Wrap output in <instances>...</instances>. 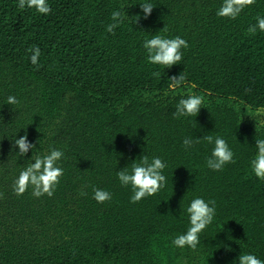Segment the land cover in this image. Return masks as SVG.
Here are the masks:
<instances>
[{"label":"trees","instance_id":"16d2710c","mask_svg":"<svg viewBox=\"0 0 264 264\" xmlns=\"http://www.w3.org/2000/svg\"><path fill=\"white\" fill-rule=\"evenodd\" d=\"M49 2L44 16L0 0V264H237L244 252L264 260V181L249 167L256 131L264 133L243 109L240 122L230 101L264 104V32L247 31L264 16V0L235 20L216 16L222 0H151L147 18L144 0ZM117 9L127 19L109 33ZM154 34L188 42L180 64L147 63L143 43ZM181 73L205 96L196 117L173 116L189 90L168 93L167 79ZM9 95L19 104L7 105ZM24 135L34 155L65 152L51 197L13 191L32 155H16L14 139ZM217 135L235 152L219 172L206 167L214 145L203 139ZM189 136L200 140L185 151ZM142 154L168 163V183L133 204L115 172ZM94 187L113 200L97 203ZM195 196L216 202V218L197 250L176 249L171 239L186 231Z\"/></svg>","mask_w":264,"mask_h":264},{"label":"clouds","instance_id":"9594fccd","mask_svg":"<svg viewBox=\"0 0 264 264\" xmlns=\"http://www.w3.org/2000/svg\"><path fill=\"white\" fill-rule=\"evenodd\" d=\"M255 3V0H222L216 11L219 18H228L235 20L244 10L245 7ZM144 17L147 18L155 8L151 0H144L139 4ZM17 8L19 10L34 9L37 14L47 16L51 13V5L49 0H17ZM113 23L106 26V31L112 33L115 28L124 23L127 19L126 12L117 9L111 13ZM248 33L255 35L257 32H264V16H257L255 23L249 25ZM189 47L188 42L181 36L169 38L166 35L154 34L151 38L145 39L143 48L146 50L147 63L153 66L167 69L173 65H178L183 59V50ZM30 63L39 67V58L41 51L39 46H33L30 49ZM164 72L153 71L152 76L161 79ZM166 92H176L180 88H187L189 94L185 98L179 100L173 112L174 118L196 117L205 103L204 94H196L191 90L197 86L195 83L188 82L185 74L172 76L167 79ZM231 107L240 117L241 109L244 115L252 118L255 122V129H259L260 133H264V104H258L255 107L248 105L245 101L236 97H231ZM7 105H18L19 100L15 95H9L6 98ZM203 139L209 144H213L211 155L206 160V167L212 171L219 172L228 164L235 163V152L229 145L228 141L220 135L206 136ZM200 139L193 136L185 137L182 145L185 151L193 148L194 143ZM14 146L18 149L16 155L20 158L24 157L30 150L31 157L26 166L22 167L13 182V191L20 195L29 188L36 197L47 195L53 196L57 185L60 183L61 177L64 175V168L60 166L65 158V152L61 148L50 147L47 152H37L33 154V150L37 149L36 145L28 142L27 135L14 139ZM255 154L249 161L251 173L260 181H264V135L257 133L254 137ZM168 163L159 156H153L151 159L148 155L142 154L131 162L130 165L116 171V178L121 187L129 188L131 196L130 203H139L142 199L152 197L163 190L167 183L165 169ZM92 198L99 204H105L113 200V193L103 188H93ZM188 218V227L183 233L175 235L171 239V246L176 249L197 250L201 245V234L212 225L216 218L217 208L214 200H206L201 196H195L190 199L185 210ZM237 264H264L256 254L251 252L240 253L237 258Z\"/></svg>","mask_w":264,"mask_h":264}]
</instances>
